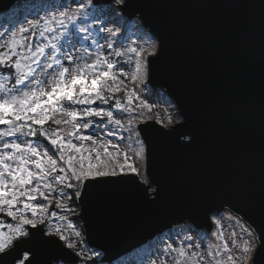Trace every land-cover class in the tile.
Listing matches in <instances>:
<instances>
[{
    "label": "water",
    "instance_id": "water-1",
    "mask_svg": "<svg viewBox=\"0 0 264 264\" xmlns=\"http://www.w3.org/2000/svg\"><path fill=\"white\" fill-rule=\"evenodd\" d=\"M20 1L29 0H0V14ZM124 2L122 11L159 41L148 82L168 94L181 121L139 126L147 184L134 174L85 182L78 198L85 242L111 263L174 225L209 231L210 215L225 208L264 242V0ZM24 252L30 264L77 262L66 247L30 240L0 264ZM256 264H264V243Z\"/></svg>",
    "mask_w": 264,
    "mask_h": 264
},
{
    "label": "snow or ice",
    "instance_id": "snow-or-ice-1",
    "mask_svg": "<svg viewBox=\"0 0 264 264\" xmlns=\"http://www.w3.org/2000/svg\"><path fill=\"white\" fill-rule=\"evenodd\" d=\"M115 2L123 4L124 0ZM106 16V10L96 7L92 0H88L87 4L83 0H77L74 9H69L63 4L45 5L36 9L31 19L24 17L18 21L9 18L6 21L8 27L0 32V126H4L0 127V213L6 214L13 221L18 220L15 225L7 224L8 232L0 231V254L10 255L17 242L28 243L30 240L41 245L75 249L76 244L65 234V228L73 229L71 222L66 226H51L57 219L56 212H51L46 229L37 227L45 224L43 214L49 212V195L54 190V185L61 186L60 195L70 200L71 197L63 189L74 188L76 185L72 181L83 188L84 181L116 177L124 172L125 167L128 171L137 173V169L128 163L130 157L126 153H123L124 163L118 161V156L122 153L119 152L117 143L111 140L98 143L93 135H85L81 131L93 127L90 118L96 117L102 123L106 118L107 125L128 132L130 140L135 136L133 120L130 119L128 126H125L120 119H114L112 110L93 107L97 102L101 105L108 104L113 94L122 90L121 86L127 88L124 84V79L127 78L123 70L124 63L116 60L109 62L99 46L95 59L90 64L83 62L91 56L87 48L75 57L65 53L68 66L60 59L61 47L58 41L67 38L71 33L75 38L72 41L73 47L81 41L87 42L97 21H100V27L96 29L97 35L107 32L110 37H116L115 31L103 26L108 21L101 20V17ZM127 38L122 37L117 42L123 43ZM93 44L98 45V41L93 39ZM107 46L111 50L109 55L125 58L124 62L128 64H131V59L128 58L130 55L140 56L133 46L122 51L113 48L111 40ZM151 47L154 53L155 45ZM141 59L143 58L136 60L135 69L131 73L133 82L143 71ZM3 69L9 71L5 73ZM89 76L92 77L90 83ZM13 79L14 83H11ZM126 96L127 103L131 104L135 92L129 89ZM75 105L84 107L77 111L73 107ZM139 106L150 109L147 103L141 102ZM114 107L117 110L129 111L119 100L115 101ZM84 118L89 119L81 123ZM156 120L160 122L159 117H156ZM49 124L55 127L49 130L45 127ZM168 124H172L171 117L168 118ZM29 137H42L52 147L50 149L42 146L43 141L37 143L28 139ZM73 140L80 143H74ZM87 141H91L93 146L87 147ZM135 144L139 146L136 152L139 156L143 153L144 146L138 138L135 139ZM101 148L103 152L98 150ZM110 148L116 151H110ZM92 153H95L94 160ZM117 169L120 170L119 173ZM42 188L49 190L48 194L42 191ZM75 195L79 198L81 191H76ZM39 199L47 200L49 204H41ZM33 201L36 203H32ZM55 207L66 212L74 211L59 199L56 200ZM28 212L32 218H28ZM58 219L64 221L67 217L59 216ZM29 227L35 228L36 232L29 231ZM243 231L246 238H241L239 243L233 238L232 248L224 242L222 233L215 234L217 239L223 242L222 245L216 246L217 257L220 256L221 247L226 253H231L233 249L239 252V255L229 254L226 261L218 259L216 264H256L257 250L264 242L256 236L254 229L246 228ZM75 236L80 237L81 233L76 231ZM52 237L58 239H51ZM167 250L176 252L181 258L176 264H182L183 261L200 264L196 252L189 256L184 247L172 248L171 245H168ZM209 255L212 256L213 253L210 252ZM14 260L18 264H30L27 252L23 259L16 255Z\"/></svg>",
    "mask_w": 264,
    "mask_h": 264
},
{
    "label": "rangeland",
    "instance_id": "rangeland-1",
    "mask_svg": "<svg viewBox=\"0 0 264 264\" xmlns=\"http://www.w3.org/2000/svg\"><path fill=\"white\" fill-rule=\"evenodd\" d=\"M84 3H88L86 0H83ZM65 5L69 9H74L77 6V0H32L29 2H22L21 4H17L14 9L7 12L6 14L0 15V32L4 31L6 27H8V21L9 18H14L18 21L23 20L24 17H27L29 19L33 18V13L36 9L45 6V5ZM113 4H116L114 2ZM106 12V17H101V20H107L108 22L104 23L105 28H111L113 31L117 33L116 37H110L107 32L100 33L99 35L96 34V29L100 27V21H97L93 27L92 36L89 38L87 42L81 41L80 43H76L75 46H72V41L75 39L72 37L71 33L68 34V37L58 41L61 47L60 52V59L65 64V66H68V60L65 57V53L67 55H71L73 57L79 55L81 51L84 50V48H87V50L91 53V56L87 57L85 61L86 63H92L95 59V53L97 50V47L99 46L103 52L104 55L108 58L109 62L116 60L121 63H124V72L127 74V78L124 79L123 77H120L121 79H124V84L127 85V88L122 87V90L120 92H117L113 94V98L118 95V98L114 99V103L112 99H109L108 104L101 105L99 102H97L96 105H93V107H104L108 110H112L114 113V119H120L122 124L125 126H128V121L131 119L133 120L132 127L135 128L136 133L135 136L130 140L129 133L125 132L118 128H112L111 125H107L106 118L105 121L102 123L99 121L98 118L92 117L93 121V127L89 128L88 130H81L83 134L85 135H93L94 139H97L98 143L105 142L107 140H111L113 143H117L119 145V152L122 153L118 156V161L120 163H124V155L123 153H126L130 159L128 160V163L132 164L136 169L137 173L140 171L142 165H143V153H141L139 156L136 155V152L138 151L139 146L135 144V139L138 138L140 141L137 130V125L139 123H142L144 121H151L154 120L157 122L156 117H159L160 122L158 123L162 127H169L171 125H174L180 121V118L176 111H174V108L172 104L169 102V100L160 92H153L146 83V56H148L152 52V45L154 44L155 39L149 35L146 31L144 32L143 29L140 28L137 21V24L134 20H127L123 17H117V9L115 7H103ZM63 10V9H61ZM43 14V13H41ZM19 26V25H17ZM28 35V34H25ZM106 37L105 39H101L100 37ZM128 37L123 41V43H119V41L122 37ZM93 39L98 41V45L93 44ZM111 40L113 42V48L115 49H121L122 51H126L129 46H133L136 48L137 52L140 54L139 57L136 55H130L131 64L125 63V58L116 57L114 54L109 55V52L111 51L108 48V42ZM156 42V41H155ZM141 59V63L143 65V71L139 73L136 77L135 82L132 81V75L131 73L135 69V62L138 58ZM106 70V69H104ZM9 70L7 69L5 73H7ZM119 71V69H117ZM91 76H89V83L91 81ZM111 82V81H110ZM11 83H14V79L11 81ZM131 89L135 92V96L132 98V103L128 104L127 100L128 97L126 96V92ZM78 90V89H77ZM105 95H108V93H105ZM119 100L122 104H125V106L129 109L128 112L117 110L114 105L115 101ZM143 103H147L150 106L149 108L140 107L139 105ZM77 111H80L84 106L81 105H75L73 106ZM171 117L172 124H168V118ZM89 118H84L81 120V123L86 122V120ZM109 133H114V135H109ZM28 139H32V137H29ZM36 141V140H34ZM40 141H43L42 146H47L51 149V145L48 144V141L43 140L42 137H38L37 143H40ZM74 143L79 144V141L73 140ZM142 142V141H141ZM85 145L87 147H92L91 141L85 142ZM144 146V145H143ZM99 151L103 152L104 150L98 149ZM110 151H116L115 149H109ZM55 151V149H53ZM87 154V153H86ZM93 160L95 159V153H92ZM15 166V165H14ZM78 166V165H77ZM31 168L32 166L29 165ZM143 170V169H142ZM142 170L140 174H142ZM117 172H120L119 169H117ZM124 172H129L127 167H125ZM70 175V173L68 174ZM56 186V185H54ZM42 191H45L46 194H48L47 189H41ZM58 194L60 195V190H58ZM65 196H61L60 198H57L56 196H53V191L49 195V199L56 203V200H60L62 203H65ZM36 203V201H33ZM32 202V203H33ZM39 203L41 204H49V201L47 200H39ZM22 207V206H21ZM74 211L72 212H66L61 209H57L59 211L57 219L51 223L52 227H55L57 224L61 226H66L67 223L71 222L73 224V229L68 230L65 228V234L69 235L71 242H74L75 244H79L78 250H80V254L82 256H89V255H98V258H101V254L99 252L91 251L90 249L86 248L83 240H81L80 237L75 236V232L79 231V227L75 224V221L72 219L78 211V207L73 204ZM228 212V211H224ZM223 213V212H222ZM220 213V214H222ZM230 213V212H229ZM4 214V213H3ZM50 214H43L44 218L47 216V221L50 220ZM219 214V215H220ZM28 218H32L31 213H27ZM78 215V214H77ZM59 216H66L67 219L64 221H61L58 219ZM11 220L9 223H5V226L7 227V224H13L18 223V220L13 221L10 217H7ZM37 218H40V215L38 214ZM212 220L214 221V229L212 233L207 234L203 231L195 230L193 226H190L189 228H180L178 227L168 230L165 233H163L161 236H158L156 239L148 243L147 245H144L141 248H138L124 257L120 258L113 264H176L177 260H180L181 258L177 255L176 252L167 250L168 245H171L172 248H180L184 247L188 251V255L191 256V253L196 252L198 253V258L200 261V264H216V261L218 259L227 260V256L229 254L232 255H239V252L233 249L231 253H226L222 250L220 251V256L217 257L215 255L217 251V245H222V241L217 239L216 233H222L224 237V242H227L228 247L232 248V240L233 238L236 239V241L239 243L241 242V238H244L243 234L238 232L231 223L226 222L225 220H222L221 218H218L217 215L212 216ZM241 221V220H240ZM242 222V221H241ZM243 223V222H242ZM245 224V223H244ZM49 226V223H48ZM179 227H185V226H179ZM2 228V226H1ZM4 231L1 229L0 231ZM235 234V235H233ZM167 250V251H166ZM213 253L212 256L209 255V253ZM182 264H191L190 261H183Z\"/></svg>",
    "mask_w": 264,
    "mask_h": 264
},
{
    "label": "bare ground",
    "instance_id": "bare-ground-1",
    "mask_svg": "<svg viewBox=\"0 0 264 264\" xmlns=\"http://www.w3.org/2000/svg\"><path fill=\"white\" fill-rule=\"evenodd\" d=\"M115 6H117V7H119L120 6V4H114ZM124 6H125V2H124ZM141 24V26L145 29V31L149 34V33H151L148 29H146L144 26H143V24L142 23H140ZM152 34V33H151ZM150 35V34H149ZM153 35V34H152ZM153 36H155V35H153ZM156 39V38H155ZM156 41V42H155ZM154 41V45H155V48H156V46H158L159 45V41L156 39ZM152 58V57H151ZM155 58H157V57H155ZM154 58V59H155ZM142 172H143V170H142ZM224 211H228V212H224ZM223 212V213H222ZM230 212V213H229ZM220 213H222V214H220ZM220 214V215H219ZM233 214H234V212H232L231 210H229L228 208H225V209H223V210H220V211H216V212H213V214L212 215H210V219L212 220V216H215V215H217V217L218 218H221L222 220H225L226 222H228V223H231V225L238 231V232H240L241 234H243V236H244V238H246V236H245V232L243 231V229H246V228H250V227H248V226H246V223L243 221V219H241V221L243 222H241L240 221V219L239 218H237V217H234L233 216ZM238 216V215H237ZM185 223H190V222H185ZM185 223H181V224H178V226H173L172 228H170V229H168V230H171V229H174L175 227L177 228L178 227V229H180V228H187L188 226H189V224H185ZM245 223V224H244ZM179 226H185V227H179ZM191 228V227H190ZM251 229V228H250ZM167 230V231H168Z\"/></svg>",
    "mask_w": 264,
    "mask_h": 264
},
{
    "label": "trees",
    "instance_id": "trees-1",
    "mask_svg": "<svg viewBox=\"0 0 264 264\" xmlns=\"http://www.w3.org/2000/svg\"><path fill=\"white\" fill-rule=\"evenodd\" d=\"M72 201L74 202L73 196H72ZM85 262H87L85 264H99V260L97 258H94V259H91V260H85Z\"/></svg>",
    "mask_w": 264,
    "mask_h": 264
}]
</instances>
